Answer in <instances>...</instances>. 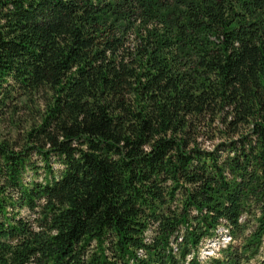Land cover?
I'll use <instances>...</instances> for the list:
<instances>
[{"label":"trees","instance_id":"1","mask_svg":"<svg viewBox=\"0 0 264 264\" xmlns=\"http://www.w3.org/2000/svg\"><path fill=\"white\" fill-rule=\"evenodd\" d=\"M41 92L0 141V264H202L220 227L208 264H264V0H0V113ZM220 112L248 130L193 143Z\"/></svg>","mask_w":264,"mask_h":264},{"label":"rangeland","instance_id":"2","mask_svg":"<svg viewBox=\"0 0 264 264\" xmlns=\"http://www.w3.org/2000/svg\"><path fill=\"white\" fill-rule=\"evenodd\" d=\"M48 100L49 98L45 93L41 92L28 99L18 98L8 102L0 113V141L6 140L15 149H21L31 143L28 141L27 134L32 127L37 126L41 121ZM222 115L223 112H220L219 115L206 114L193 118L189 132L193 143L209 150L219 142L228 138H235L240 133L248 130L249 125L240 124L235 132H231L228 130ZM229 119L230 117H228ZM33 159L41 164L38 157L33 155ZM52 165L54 168L57 167L56 163H52ZM40 172L37 175L39 180L43 176L41 169ZM22 212L26 213L24 209ZM229 241L230 237L223 232L221 227L213 238L203 240L198 252L201 263L208 264V257L217 256L218 250ZM259 258V256L255 257L248 264H256Z\"/></svg>","mask_w":264,"mask_h":264}]
</instances>
